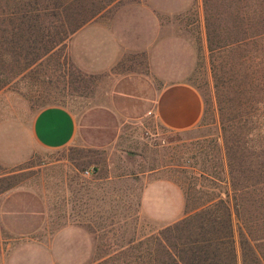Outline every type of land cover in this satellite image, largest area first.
<instances>
[{
  "label": "rangeland",
  "instance_id": "rangeland-1",
  "mask_svg": "<svg viewBox=\"0 0 264 264\" xmlns=\"http://www.w3.org/2000/svg\"><path fill=\"white\" fill-rule=\"evenodd\" d=\"M11 1L0 0V12ZM78 1L87 3L86 14L98 11L87 24L101 21L110 28L120 22L126 28L125 22H135L131 27L142 35L137 41L133 32L123 37L130 46L150 37L145 30L149 18L156 19L160 38L177 41L175 67H169V72L175 69V75L170 73L168 79L185 80L198 92L203 117L194 130L172 133L152 117L130 120L126 116L128 102L123 99L124 114H117L121 125L109 146L96 149L80 143L39 151L16 167L0 165V204L8 193L23 190L47 209L45 227L29 236L15 237L0 222V264H121L127 256L136 255L139 238L156 235L184 218V211L167 223L149 217L142 210L147 185L155 181L175 185L179 190L151 191L156 203L162 199L175 206L182 190H220L206 180L190 183L188 178L201 171L225 178L220 95L211 68L208 31L214 30L212 38L218 44L230 42L232 17L241 0ZM81 29L48 53L42 52L24 74L0 90V132L8 129L20 109L33 114L47 106H60L82 118L90 109L111 103L112 91L123 76L149 72L146 53L133 51L121 53L111 67H90L89 58H83L78 50L84 42L76 36ZM215 57L220 70V63H234L233 52ZM86 221L88 225L80 226ZM76 237L86 242L80 244ZM130 241L134 243L127 246ZM260 252L264 256V248Z\"/></svg>",
  "mask_w": 264,
  "mask_h": 264
},
{
  "label": "trees",
  "instance_id": "trees-1",
  "mask_svg": "<svg viewBox=\"0 0 264 264\" xmlns=\"http://www.w3.org/2000/svg\"><path fill=\"white\" fill-rule=\"evenodd\" d=\"M240 3L230 42L218 44L214 30L208 31L220 95L225 178L202 171L188 178L190 183L206 180L220 190H182L184 218L139 238L136 255L121 264H264V0ZM88 10L78 0L5 4L0 12V90L98 13L86 14ZM227 52L234 53V63H220V70L215 56Z\"/></svg>",
  "mask_w": 264,
  "mask_h": 264
},
{
  "label": "crops",
  "instance_id": "crops-1",
  "mask_svg": "<svg viewBox=\"0 0 264 264\" xmlns=\"http://www.w3.org/2000/svg\"><path fill=\"white\" fill-rule=\"evenodd\" d=\"M149 21L145 32L150 37L132 46L122 39L131 32L135 41L140 39L142 34L137 35L131 27L134 26L133 21L125 22L126 28L120 22H114L108 28L101 21L83 27L76 34L84 41L78 50L83 58H89L90 67H111L119 60L121 53L133 51L146 53L149 72L123 76L112 91L111 103L90 109L82 118H76L60 106H47L33 114L30 110L20 109L21 115L16 113L15 119L8 125V131L3 132L2 129L0 132V165L16 167L39 151H56L80 143L96 149L109 146L115 141L121 125L119 118L120 114H124L121 109L123 99L128 102L126 116L130 120L143 121L152 117L172 133L194 130L203 117L201 97L185 80L169 81L168 76L175 75V69L169 72V67H175L177 41L174 37L161 39L158 21L153 18H149ZM143 190L142 210L154 220L171 222L184 209L183 194L175 206L162 199L156 203L151 197L154 190H179L169 182L155 181ZM164 204L167 206L162 211L159 207ZM0 222L15 237L29 236L45 227L47 209L43 202L31 199L28 191H13L1 201ZM88 224L86 221L80 226ZM76 238L80 244L86 242L85 238L84 242L80 237Z\"/></svg>",
  "mask_w": 264,
  "mask_h": 264
}]
</instances>
